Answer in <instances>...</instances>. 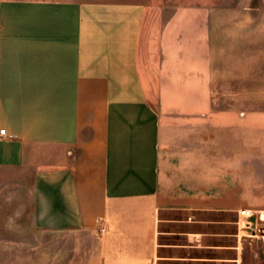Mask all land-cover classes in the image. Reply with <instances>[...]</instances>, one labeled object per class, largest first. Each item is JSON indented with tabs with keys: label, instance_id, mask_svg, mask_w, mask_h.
Masks as SVG:
<instances>
[{
	"label": "crops",
	"instance_id": "obj_1",
	"mask_svg": "<svg viewBox=\"0 0 264 264\" xmlns=\"http://www.w3.org/2000/svg\"><path fill=\"white\" fill-rule=\"evenodd\" d=\"M247 2L0 0V185L26 175L15 194L29 232L65 233L88 249L84 264H158L162 210L248 209L247 228L238 214L233 232L211 219L213 231L184 235L264 264L263 246L245 252L264 226V19L251 30L262 10ZM219 66L224 123L211 103Z\"/></svg>",
	"mask_w": 264,
	"mask_h": 264
},
{
	"label": "rangeland",
	"instance_id": "obj_2",
	"mask_svg": "<svg viewBox=\"0 0 264 264\" xmlns=\"http://www.w3.org/2000/svg\"><path fill=\"white\" fill-rule=\"evenodd\" d=\"M168 7H189L195 5H215L219 8L231 6L233 4L242 5L245 0H165ZM164 3V4H165ZM242 3V4H241ZM250 6L260 5L262 10V17L259 19L253 17L251 19V30H258V21H262L264 18V0H248ZM156 5H158L156 3ZM245 5V4H244ZM170 9V8H168ZM223 25L219 24L218 39L224 44L225 42V20H221ZM220 46V44H219ZM218 55L220 58H224V51L219 50ZM218 56V58H219ZM155 61V52L151 53L149 58ZM187 65L193 64L194 60L187 58ZM222 71L218 77V81L214 85V89L211 91L212 106L216 107L219 111L218 122H226L225 109L230 106L232 100L227 97V86L225 83L224 70L219 66ZM147 87H151L152 102L156 108L161 109L165 107L166 103H161L156 98L155 89L152 87L154 84L155 73L151 72ZM153 75V76H152ZM152 76V77H151ZM152 78V80H151ZM193 78V75L190 76ZM153 82V83H152ZM231 89H233L231 87ZM227 97V98H226ZM236 98V97H235ZM240 99H235V102ZM194 103L205 105L203 99H187L185 105L191 106ZM235 105V104H234ZM12 184L9 188L4 184L0 185V264H84L86 256L88 255V249L79 248L80 245L66 243L65 233H62L57 237L56 233H45L38 236L35 233L29 232L25 227L28 212L19 210L20 203L25 201L24 193L17 195L16 188L25 181L26 175H10ZM12 196V197H11ZM236 198V196H234ZM4 198V199H3ZM236 200V199H235ZM234 200V202H235ZM242 208V207H241ZM232 219L233 223L230 226V231L233 232L236 229V223L238 222V212L218 213V212H204V211H173L162 210L160 213V236H159V263L158 264H237L234 260L236 255L233 249H229L224 252L222 249L199 247L197 242L188 241L184 233H199V232H211L214 229L210 227V224H204L202 222L214 219ZM264 225V220L261 223ZM209 226V227H208ZM216 229V228H215ZM258 235L255 237L254 242L248 244L245 251L248 258H254L255 253L259 248L264 247V226L257 231ZM214 236H203L201 242L205 245H214L215 242L228 243L224 245H233L234 237L216 239ZM256 240V241H255ZM225 241V242H224ZM196 243V246L194 245ZM86 245V244H85ZM254 248H257V251ZM83 249V250H82ZM211 257H228L232 260L224 262H215ZM250 259V260H251ZM249 260V259H248Z\"/></svg>",
	"mask_w": 264,
	"mask_h": 264
},
{
	"label": "built area",
	"instance_id": "obj_3",
	"mask_svg": "<svg viewBox=\"0 0 264 264\" xmlns=\"http://www.w3.org/2000/svg\"><path fill=\"white\" fill-rule=\"evenodd\" d=\"M4 134H5V130H0V136ZM238 214L240 218L243 219L242 226L246 228L249 227L250 224L248 222V219L253 215V212L248 209H241Z\"/></svg>",
	"mask_w": 264,
	"mask_h": 264
}]
</instances>
